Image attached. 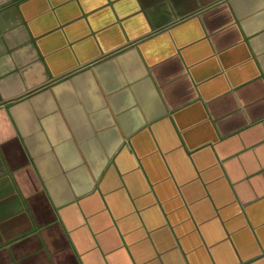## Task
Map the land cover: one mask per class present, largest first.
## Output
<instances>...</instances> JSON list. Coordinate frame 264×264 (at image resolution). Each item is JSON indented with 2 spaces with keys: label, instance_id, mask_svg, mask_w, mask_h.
I'll return each mask as SVG.
<instances>
[{
  "label": "crops",
  "instance_id": "1",
  "mask_svg": "<svg viewBox=\"0 0 264 264\" xmlns=\"http://www.w3.org/2000/svg\"><path fill=\"white\" fill-rule=\"evenodd\" d=\"M0 264H264V0H0Z\"/></svg>",
  "mask_w": 264,
  "mask_h": 264
}]
</instances>
